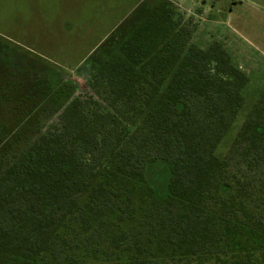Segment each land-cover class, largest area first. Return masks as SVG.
<instances>
[{"label":"trees","instance_id":"16d2710c","mask_svg":"<svg viewBox=\"0 0 264 264\" xmlns=\"http://www.w3.org/2000/svg\"><path fill=\"white\" fill-rule=\"evenodd\" d=\"M166 18L139 25L33 145L0 155V264H264V91L219 158L249 77Z\"/></svg>","mask_w":264,"mask_h":264},{"label":"rangeland","instance_id":"374dc122","mask_svg":"<svg viewBox=\"0 0 264 264\" xmlns=\"http://www.w3.org/2000/svg\"><path fill=\"white\" fill-rule=\"evenodd\" d=\"M156 10L191 29V44L220 42L249 77L224 158L264 91V0H0V155L33 145ZM169 178L165 163L149 167L160 197Z\"/></svg>","mask_w":264,"mask_h":264}]
</instances>
